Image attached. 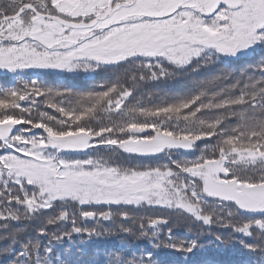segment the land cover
Returning a JSON list of instances; mask_svg holds the SVG:
<instances>
[{
  "label": "snow or ice",
  "instance_id": "6c2138e0",
  "mask_svg": "<svg viewBox=\"0 0 264 264\" xmlns=\"http://www.w3.org/2000/svg\"><path fill=\"white\" fill-rule=\"evenodd\" d=\"M0 72V264H264V0H0ZM113 206L167 214L121 228L144 245L63 247Z\"/></svg>",
  "mask_w": 264,
  "mask_h": 264
},
{
  "label": "trees",
  "instance_id": "16d2710c",
  "mask_svg": "<svg viewBox=\"0 0 264 264\" xmlns=\"http://www.w3.org/2000/svg\"><path fill=\"white\" fill-rule=\"evenodd\" d=\"M238 69V66H236ZM224 69V66L219 62L215 64H211L205 67L200 68L199 70L192 72L189 71L187 73H178L175 78L168 79L166 81L161 82H153V81H145L142 83L141 88L144 93H159L163 94V92H178L187 87L193 79H205L216 75H221ZM239 74L238 70L232 72V77L234 78ZM10 77L5 76L3 73L0 74V84H7L9 82ZM50 83H53L52 80H49ZM85 81H80L78 83H84ZM223 83V82H219ZM156 97L153 96L152 99ZM39 131V130H38ZM71 210H76V206L73 205ZM94 210L97 211H108V207L104 205L95 206ZM113 219L111 221H104L100 220L99 225L96 222L92 221L91 219L87 221L81 222L78 218V223H82L83 226H87L89 228H98L100 231H103L105 234L100 237H93L92 240H88L87 235L77 237L73 236V240L76 241L74 246L68 245L65 243L63 247H71L73 253H81L84 250H87V255H84L82 258L87 260L93 253L94 249L97 247L104 248V247H111L116 246L121 243H129L133 245H144L147 242L144 240H137L134 236L126 234L121 231L122 227H132L133 231H137V222L141 217H148L151 215H163L167 214L163 211H156L155 209H150L148 207H137V206H127V210L129 211L130 215L135 220H128L125 219L123 216H119L116 213L120 211L119 208L113 206ZM53 210H47L44 216H41L35 220H22L19 222H11L10 228L11 229H25L26 231L22 232L18 239L23 240L27 236H31L33 238L36 237V229L43 223L44 217L51 214ZM70 225H61L60 227H69ZM50 230H57L56 226H49ZM176 231L180 234H184L186 231L185 225L181 224ZM216 231H221L220 229H216ZM0 235H7V233L0 229ZM86 241V243H80L79 241ZM9 240H0V250H3L9 243ZM207 254L215 255L217 258L222 260H229L235 258L234 246L233 245H226L222 246L221 248L217 249L213 245H209V251ZM5 258L0 256V262H2Z\"/></svg>",
  "mask_w": 264,
  "mask_h": 264
},
{
  "label": "rangeland",
  "instance_id": "374dc122",
  "mask_svg": "<svg viewBox=\"0 0 264 264\" xmlns=\"http://www.w3.org/2000/svg\"><path fill=\"white\" fill-rule=\"evenodd\" d=\"M0 74H2V72H0Z\"/></svg>",
  "mask_w": 264,
  "mask_h": 264
}]
</instances>
